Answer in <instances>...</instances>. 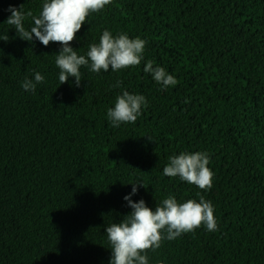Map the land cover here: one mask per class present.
<instances>
[{
    "label": "trees",
    "instance_id": "trees-1",
    "mask_svg": "<svg viewBox=\"0 0 264 264\" xmlns=\"http://www.w3.org/2000/svg\"><path fill=\"white\" fill-rule=\"evenodd\" d=\"M43 2L0 0V264H109L105 228L130 213L131 183V200L153 210L203 196L217 222L164 239L148 264H264V0H112L70 46L86 56L109 30L145 40L143 59L82 66L79 86L59 84V43L23 40L6 22L10 6L38 15ZM149 60L178 83L162 88ZM36 72L44 81L25 91ZM123 91L148 103L113 127L107 109ZM196 151L210 158L207 191L163 174L170 156Z\"/></svg>",
    "mask_w": 264,
    "mask_h": 264
},
{
    "label": "clouds",
    "instance_id": "clouds-1",
    "mask_svg": "<svg viewBox=\"0 0 264 264\" xmlns=\"http://www.w3.org/2000/svg\"><path fill=\"white\" fill-rule=\"evenodd\" d=\"M110 3L112 0H44L38 15L31 10L25 13L20 8L10 6L11 15L6 22L15 28L23 40L32 41L35 37L44 46L50 42L59 43L61 48L55 60L59 69V84L67 83L71 76L79 86L82 66H88L93 73L107 72L109 69L116 72L138 66L143 59L145 40L129 38L123 33L113 36L109 30L102 32L99 43L89 46L86 56L78 55L70 46L88 15L100 12ZM26 17L32 20L30 30L25 27ZM2 39L7 40V35ZM143 70L150 73L165 90L178 83L163 67H154L151 60L144 64ZM43 81L44 76L36 72L34 80L25 78L21 87L35 93L37 85ZM120 83L117 81L115 87H119ZM147 103L143 95L123 91L116 97L114 107L107 109V118L113 127H119L121 123H135L142 106ZM168 161L163 167L165 176H178L180 180L204 191L212 188L214 173L208 167L210 158L206 152H181L170 156ZM131 184V193L124 196L131 207L130 213L121 222L105 228L112 252L109 264H148L147 251L158 249L164 239L174 240L182 233L195 231L201 226L209 232L217 230L213 205L203 196H200L199 202L194 199L178 202L169 195L153 210L146 206L143 199L136 202L131 200V195L138 190L137 183Z\"/></svg>",
    "mask_w": 264,
    "mask_h": 264
}]
</instances>
